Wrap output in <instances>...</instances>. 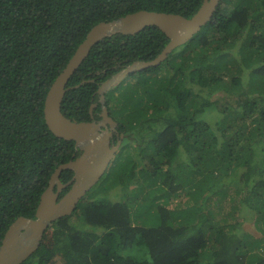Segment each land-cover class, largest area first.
<instances>
[{"label":"trees","instance_id":"16d2710c","mask_svg":"<svg viewBox=\"0 0 264 264\" xmlns=\"http://www.w3.org/2000/svg\"><path fill=\"white\" fill-rule=\"evenodd\" d=\"M202 1L0 0V244L81 152L48 129L43 105L90 28L138 10L190 17ZM167 42L152 25L113 34L68 79L61 112L89 121L105 106L119 153L20 264H264V0H221L188 41L99 101L102 82ZM243 206L259 236L240 231Z\"/></svg>","mask_w":264,"mask_h":264},{"label":"water","instance_id":"95a60500","mask_svg":"<svg viewBox=\"0 0 264 264\" xmlns=\"http://www.w3.org/2000/svg\"><path fill=\"white\" fill-rule=\"evenodd\" d=\"M221 0H203L198 10L190 17L176 13L138 10L110 21H101L90 28L83 41L51 83L43 105V117L48 129L65 140H73L80 154L65 163L59 164L52 172L48 186L40 196L33 218L19 216L7 228L0 244V264H20L39 246L51 222L75 209L79 200L92 188L107 170L117 152L121 140L111 144V133L116 122L108 116L105 106L101 108V120L76 121L61 112V103L66 84L90 49L98 41L116 33L135 34L146 26L158 27L168 38L162 51L152 60L134 61L101 83L97 92L100 102L103 93L120 82L131 72L141 71L158 65L176 47L188 41L217 11ZM70 169L73 176L66 183L60 180L63 170ZM69 186L59 197L60 192Z\"/></svg>","mask_w":264,"mask_h":264},{"label":"rangeland","instance_id":"374dc122","mask_svg":"<svg viewBox=\"0 0 264 264\" xmlns=\"http://www.w3.org/2000/svg\"><path fill=\"white\" fill-rule=\"evenodd\" d=\"M124 79V78H123ZM121 80V82L116 85H122V83L124 82V80ZM222 94V93H221ZM223 95V94H222ZM221 95H219L220 97ZM146 137L143 136V141L145 140ZM119 153V150L117 151ZM113 160V159H112ZM109 170V169H108ZM104 175V174H103ZM102 175V176H103ZM101 176V177H102ZM99 181H102L101 178ZM99 181L97 182V184L99 183ZM230 204V202L228 203V205ZM255 212L250 210L249 208H245L244 206L242 207V210H240V214H239V220H240V224H239V229L240 231H246L251 233L254 236H259L260 232L258 230V224L255 223Z\"/></svg>","mask_w":264,"mask_h":264},{"label":"flooded vegetation","instance_id":"af4514ba","mask_svg":"<svg viewBox=\"0 0 264 264\" xmlns=\"http://www.w3.org/2000/svg\"><path fill=\"white\" fill-rule=\"evenodd\" d=\"M100 97V96H99ZM99 101H100V98H99ZM103 103V102H102ZM93 104H96V103H93ZM92 110H93V108H92ZM101 110H100V112L98 113V115H99V118L97 119H95L94 118V113L91 111V114H92V116H93V119L94 120H101L102 119V117H101ZM90 114V115H91ZM108 116H110L109 114H108ZM111 117V116H110ZM112 118V117H111ZM113 119V118H112ZM115 121V120H114ZM116 122V121H115ZM116 126H117V123H116ZM107 127H108V129H109V131H110V133H111V136L109 137V141L111 142V144H115L117 141H119V140H122V135H121V133H119L117 130H116V127H114V129H111V127H110V125L109 124H107ZM80 154V153H79ZM78 154V155H79ZM77 155V156H78ZM72 156H74V154L72 155ZM76 156V157H77ZM76 157H74V158H76ZM73 176V175H72ZM72 178V177H71ZM70 178V179H71Z\"/></svg>","mask_w":264,"mask_h":264}]
</instances>
